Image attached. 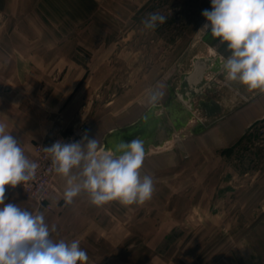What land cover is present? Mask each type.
Listing matches in <instances>:
<instances>
[{
	"label": "rangeland",
	"instance_id": "obj_1",
	"mask_svg": "<svg viewBox=\"0 0 264 264\" xmlns=\"http://www.w3.org/2000/svg\"><path fill=\"white\" fill-rule=\"evenodd\" d=\"M206 9L211 0H0V89H11L15 98L28 96L21 86L48 85L49 92L67 72L80 77L63 104L76 127L84 125L87 135L115 125L129 107L162 90L179 61L204 50L190 47ZM154 12L166 22L145 29L142 20ZM43 65L49 77L29 74ZM242 127L233 142L213 136L175 144L171 159L161 158L152 173L145 168L157 188L156 205L145 214L151 207L144 202L137 225L133 215L120 223L111 216L99 241L78 238L87 264H264V116L238 131ZM19 192L29 201L20 185ZM10 196L5 203H12ZM119 205L115 201V209ZM27 210L42 213L50 230L55 226L54 242H71L61 208L35 203ZM134 227L139 236L123 237Z\"/></svg>",
	"mask_w": 264,
	"mask_h": 264
},
{
	"label": "clouds",
	"instance_id": "obj_2",
	"mask_svg": "<svg viewBox=\"0 0 264 264\" xmlns=\"http://www.w3.org/2000/svg\"><path fill=\"white\" fill-rule=\"evenodd\" d=\"M202 15L207 21L202 29L226 46L228 55L221 66L225 79L264 92V0H211V10ZM166 20L154 12L142 24L155 30ZM6 128L0 122V264H87L88 254L79 240L54 242L50 231L55 226L50 230L42 213L5 203V186L15 188L32 180L37 169ZM44 151L54 171L66 178L67 204L81 192L97 207L113 201L142 204L153 195V177L141 175L146 149L139 138L122 142L115 151H104L97 139L87 137L73 143L56 141Z\"/></svg>",
	"mask_w": 264,
	"mask_h": 264
},
{
	"label": "crops",
	"instance_id": "obj_3",
	"mask_svg": "<svg viewBox=\"0 0 264 264\" xmlns=\"http://www.w3.org/2000/svg\"><path fill=\"white\" fill-rule=\"evenodd\" d=\"M199 45H201L204 50L201 52L193 51L189 55L188 63H181V61H179L180 63L177 66V69L172 72L168 79H166L162 90L154 92L155 94L151 96L144 105H134L135 109L129 107L123 115H121V118L118 119L115 125L110 123H107L106 125L102 124L103 126L97 128V131L89 132L87 135H84V137H87L88 139H97L100 149L104 151H112L113 149L109 146H112V144L116 142H121L122 139L124 140V138H126V135L133 134L135 137L138 133L137 128H140L138 120L145 111L152 107L150 105L153 102L158 100L160 103V105H157V108H155V114L166 110L167 106L163 102L166 101L169 105H194L192 111H194V116H197L201 112L198 108H195V104H197V102L204 103L211 101L214 105H204L205 107H203V105H198V107L200 106L203 109L202 112H204V110H209V108L213 109L214 106L223 111H228L235 105L248 106L246 107V110H244L245 108L243 106H240V109H242L241 112L231 115L219 125L215 126L211 130V132H213L211 136L209 135L211 134L209 131L202 134L188 133L185 137L179 135L176 137L171 136V140L165 143L163 147L160 146L158 149L150 147L146 150L141 175L143 176L145 168L148 172H154L153 170L159 167L157 166V163L161 162V158L171 159L174 156L171 153H173V146L175 144L185 147L199 138H203L205 141H207V139L213 140V136L219 137L220 139L223 137V140L225 141L231 140L233 142L237 140L240 136L239 133L243 129L242 127L238 131L241 125H248L251 121L264 116V92H260L259 90L249 91L239 83L228 82L225 77H221V66L224 58L228 55V52L225 49L226 46L220 44L218 38H213L210 35V32L201 29V32H199L190 48L195 49ZM207 57L210 61L205 67L202 64L201 68L195 67V60H200L201 58L207 59ZM39 60L44 61L45 59L40 57ZM209 66H214V71L211 70ZM44 67L45 66L43 65L41 68L38 66L35 69H31L29 74L49 77V75H47L49 72L46 71ZM180 73L182 74V77H188V81L193 88H196L197 90L199 89L195 93L192 92L193 94L190 98H188L189 96L187 97L186 91L183 90L182 81L179 85L178 81L176 82V79L174 78ZM20 76L25 78L23 73L22 75L20 73ZM79 81L80 77H73L66 72L64 79L61 80L59 85L53 86L49 92L46 91L48 90V85L18 87L20 90L24 91L25 94L27 93L28 96H25V98H15L11 89H0V122L7 125L6 130L19 141L20 147L24 150L26 156H32L34 154V146L37 141L44 140L45 145L49 147L56 141H62L68 132L77 126V123H74L75 120L72 121V118L66 114L68 109H70V105L63 104L67 103L70 96L75 89H77L75 87L78 85ZM45 91L47 93L44 94ZM14 92L18 93V91ZM246 97L249 99H246L247 102L242 104V100ZM189 110H191V108H189ZM220 113L222 114V111ZM247 116L251 119L244 122ZM155 121L156 120L150 122L149 125H156ZM168 123H171L170 119H168ZM119 126H130L129 130H127L128 134L121 135V133H118L119 136H117L114 133L111 135L110 131L119 128ZM123 136L124 138H122ZM84 142L86 143V141ZM180 148L181 147H179V149ZM148 163L152 165L151 168L147 167ZM66 187V178L58 174L56 185L51 196V203L52 207L61 208V218L67 219L68 223L64 220L61 221L66 223V227H69L70 232L69 234H66V236L68 235V238L71 241L74 239L77 240L85 235L99 241L98 239H101L104 234L102 226H104L103 224L105 222L111 220L109 219L111 216L114 220H117L118 223H120V221L124 222L126 220L125 217L130 215H133L132 219L134 221L132 222L136 225L141 222V214L145 203L123 206L118 202L120 204V208H118L119 210L115 209V201L97 207L90 202L87 193L81 192L79 196L74 198L71 204H67L63 198V193ZM156 189L157 188L154 186L153 194ZM15 193H19V195H17L18 197H16ZM20 193L22 192H19V185L15 188L5 186V199L9 200L10 195V197L15 195L12 204H16L22 209H27L29 204L35 205L33 201H27L24 197L20 196ZM152 198L154 199L156 196L153 197L152 195L151 199L148 201L149 203L147 204L151 208L144 209L146 212L145 214L156 205ZM37 208L39 209L38 206ZM132 219L129 220L131 221ZM81 221H86L89 224L82 227L79 225L82 223ZM98 227L100 232L96 230ZM137 236H139V232L135 227L134 229L129 228L127 235H123V237H127L128 239H133ZM90 253L92 254V251ZM96 260L92 259L90 262L96 263Z\"/></svg>",
	"mask_w": 264,
	"mask_h": 264
},
{
	"label": "flooded vegetation",
	"instance_id": "obj_4",
	"mask_svg": "<svg viewBox=\"0 0 264 264\" xmlns=\"http://www.w3.org/2000/svg\"><path fill=\"white\" fill-rule=\"evenodd\" d=\"M174 78L176 79V82L178 81L180 85L182 81V74L181 73L177 74ZM163 102L165 103L167 108L163 112L160 111L161 113L158 114H155V108H157V105H160L159 101L157 100L156 102H153L151 105L149 104L152 107H150L147 111H145L141 116V118L138 120L139 124L138 123L137 124L139 125L140 128L139 129L137 128L138 133L135 135V137L133 136V134L126 135L128 134L127 130H129L130 126H126V127L119 126V128L110 131L111 135L114 133L117 136H119L118 133H121V135H126V138H124V136L122 137L124 138V140L122 139L121 142L119 143L116 142L112 144V146H109L113 149L112 151H115L117 146L122 142H128L136 138H139L144 141L146 150H148L150 147H153V149L160 148L161 142L160 139L156 137V130L158 129L159 125L161 126V124H163L164 114L167 113V115L169 116V111L173 112L172 105H169V103H166V101ZM198 105H203V107H205L204 105H214V103L211 101L204 103L197 102V104H195V108H198L202 114L200 113L197 116H194V114H192L186 125H183L177 119H176L177 123L171 121V123H169L172 128L171 131H169L171 136L176 137L179 135L185 137L188 133L202 134L208 132L212 130L215 126L219 125L226 118L230 117L231 115L238 114L242 110L240 109L241 108L240 106H236V105L233 106L228 111H223L221 109L216 108V106H214L213 109L209 108V110L206 111L204 110V112H202L203 109L200 106L198 107ZM221 111L222 114L220 113ZM172 114H175V112H173ZM154 120H156L155 122L157 126L152 124L149 125V123Z\"/></svg>",
	"mask_w": 264,
	"mask_h": 264
},
{
	"label": "built area",
	"instance_id": "obj_5",
	"mask_svg": "<svg viewBox=\"0 0 264 264\" xmlns=\"http://www.w3.org/2000/svg\"><path fill=\"white\" fill-rule=\"evenodd\" d=\"M86 128L84 125L75 127L68 132L66 137L61 141L64 143H73L81 141L84 137ZM47 146L37 142L34 146V155L27 156L29 160L37 164L35 176L32 180L20 184L26 197L36 203L38 207L45 209L52 208L51 196L56 185L58 174L54 171L51 158L44 151Z\"/></svg>",
	"mask_w": 264,
	"mask_h": 264
},
{
	"label": "water",
	"instance_id": "obj_6",
	"mask_svg": "<svg viewBox=\"0 0 264 264\" xmlns=\"http://www.w3.org/2000/svg\"><path fill=\"white\" fill-rule=\"evenodd\" d=\"M209 61L210 60L208 59V57H207V59L206 58H201L200 60L197 59V60H195V67L201 68L202 65L205 67V65H207V63H209ZM209 68H211V70L214 71V69H213L214 66H209ZM220 75H221V77H225L223 72ZM188 83H189L188 77L183 76L182 77V87H183V90L186 91L187 97L189 96L188 98H190V96H192V94L195 93L196 91H198L199 89L197 90L196 88H193V86L190 85V83L189 84ZM189 108H191V110H189ZM172 109H173V112H175V114H172L173 112L169 111V117H168L167 113H165L164 119H163V124H161V126L159 125L158 129L156 130V137L158 139H160V142H161L160 146H162V147H163V145H165V143H167L169 140H171V135H170L169 131H171L172 128H171L170 124L168 123V119H170L174 123H177L176 121L178 120L183 125H186L188 123L189 118L191 117V115L194 112V111H192V109H194V105H176L175 104V105H172Z\"/></svg>",
	"mask_w": 264,
	"mask_h": 264
}]
</instances>
